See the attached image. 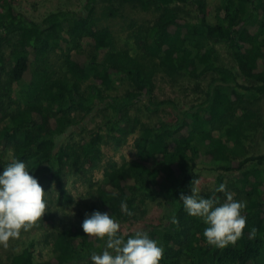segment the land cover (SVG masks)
Listing matches in <instances>:
<instances>
[{
  "label": "trees",
  "instance_id": "1",
  "mask_svg": "<svg viewBox=\"0 0 264 264\" xmlns=\"http://www.w3.org/2000/svg\"><path fill=\"white\" fill-rule=\"evenodd\" d=\"M16 2L0 0V172L13 159L24 161L44 189L56 188L58 205L83 201L89 212H108L125 239L149 203L163 206L161 222L148 229L164 249L161 264H264V154L251 155L247 146L250 136L264 140V112L255 99L264 98V0H221L214 20L208 0H85L80 12L61 9L41 21ZM127 9L154 15L150 24L130 27L135 54L103 25ZM218 44L226 45L234 67L223 63ZM159 74L172 81L208 77L202 101L181 109L178 100L157 99ZM123 83L129 88L110 94ZM139 102L151 123L135 114ZM165 110L170 118H159ZM96 112L108 135L93 131L65 144ZM133 135L135 159L105 164L103 182L88 177L101 166L105 137L118 149ZM199 166L239 174L230 181L220 174L216 184L246 204V227L234 245H209L205 225L179 200L191 194ZM80 174L89 190L78 203L67 181ZM214 189L203 196L223 200ZM56 213L48 204L38 226H54ZM81 224L55 228L50 260L38 262L32 242L3 264L90 262L105 241L87 236Z\"/></svg>",
  "mask_w": 264,
  "mask_h": 264
},
{
  "label": "rangeland",
  "instance_id": "2",
  "mask_svg": "<svg viewBox=\"0 0 264 264\" xmlns=\"http://www.w3.org/2000/svg\"><path fill=\"white\" fill-rule=\"evenodd\" d=\"M16 8L18 11L24 13L27 17L34 21H41L47 14L57 10H72L80 12L83 9L85 0H16ZM209 3V18L214 20L216 15L217 6L221 3V0H208ZM195 12L191 11V16ZM123 16H119L116 19L104 21V26H109L115 33L116 41L119 47H128L133 54H135L137 48L134 40L130 37V27L140 26L142 24H150L154 20L153 14H145L140 11H133L127 9L122 13ZM216 47L219 49L222 61L225 65L234 67L233 62L230 60L227 54V48L225 44H218ZM85 53L89 56L90 49L86 50ZM208 77L201 79L200 81L190 80L183 78L180 81H172L163 74H159L156 77V98L159 100L164 99H175L178 100L181 109L189 108L192 105L200 103L203 99V91L206 88ZM240 83L245 84L246 82L240 79ZM129 85L127 83L121 84L118 90L110 92L115 95L124 92ZM253 99V98H252ZM257 99L256 108H259L264 112V98ZM144 103L139 102L135 108V114H138L145 123H151L150 114L145 111ZM170 110H165L159 114V118L167 119L170 118ZM158 119L154 118L153 120ZM105 119L103 114L100 112L94 113L84 125V128L78 127L75 131L74 136H68L65 138L64 143H74L82 138H87L93 131L100 130L103 136H107L108 133L104 128ZM89 138V137H88ZM136 136H130L127 144L121 148L116 149L111 143H107V137H105V143L101 145L102 151V163L100 168L96 169L88 175L89 178L96 183L103 182L105 180L103 167L108 162H115L122 164L126 161H131L137 157L134 141ZM248 149L251 155H262L264 154V140L260 137V134L250 136L248 141ZM264 168V166H262ZM198 174L197 180H199L200 194L204 195L212 191L217 184V179L220 174L219 172L211 168V166H199L196 171ZM228 181L237 179L238 173H225L224 174ZM86 177L80 174V177L74 176L69 178L67 181V187L70 195L74 198L75 202H80L83 196L88 192L89 186L85 182ZM45 191L50 193L48 195V204L52 206L54 211L56 210V220L54 226H43L39 227L38 223L30 228L28 231H21V235L18 238L10 239L7 246L0 244V264L5 262L6 257L11 251H22L29 243H34L36 260L48 261L53 257V251L51 246L52 239L50 235L55 232L56 227H69L77 222L82 223L86 218V213H91L81 204L72 205H58L57 204V191L54 186L47 185ZM147 211L146 217L140 223H137L132 230L143 231L148 230L150 226L161 222L165 209L163 206L158 204L149 203L145 208ZM81 264H92L90 262H83Z\"/></svg>",
  "mask_w": 264,
  "mask_h": 264
},
{
  "label": "clouds",
  "instance_id": "3",
  "mask_svg": "<svg viewBox=\"0 0 264 264\" xmlns=\"http://www.w3.org/2000/svg\"><path fill=\"white\" fill-rule=\"evenodd\" d=\"M30 171L24 161L13 159L0 172V244L5 247L10 239L18 238L22 230L28 231L47 212L50 193ZM198 185L199 180H193L191 194L181 193L179 200L184 211L205 225L203 237L209 245L217 248L234 245L246 227L243 214L246 204L236 200L224 184L214 189L215 193L224 194L223 200L215 195L206 198L200 194ZM121 209L133 215L124 202ZM81 228L87 236L105 241L101 253L91 254L92 264H161L164 258V249L150 236V230L136 231L125 239L120 223L108 212L86 213Z\"/></svg>",
  "mask_w": 264,
  "mask_h": 264
}]
</instances>
